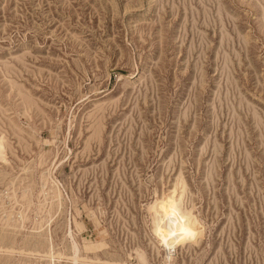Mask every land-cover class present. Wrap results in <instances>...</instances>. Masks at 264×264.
I'll use <instances>...</instances> for the list:
<instances>
[{
    "label": "rangeland",
    "instance_id": "374dc122",
    "mask_svg": "<svg viewBox=\"0 0 264 264\" xmlns=\"http://www.w3.org/2000/svg\"><path fill=\"white\" fill-rule=\"evenodd\" d=\"M3 263L264 264V0H0Z\"/></svg>",
    "mask_w": 264,
    "mask_h": 264
},
{
    "label": "bare ground",
    "instance_id": "6f19581e",
    "mask_svg": "<svg viewBox=\"0 0 264 264\" xmlns=\"http://www.w3.org/2000/svg\"><path fill=\"white\" fill-rule=\"evenodd\" d=\"M168 203H169L170 207L167 206V207H161V208H162V210L165 213L164 214L165 217L170 219V223L171 224H169L166 228H164V226H163V228H162V226L161 227H157V232H158V235L161 237V239L165 242V245L168 248H173L175 246V244H179V243H182L184 241L186 229L184 228V224H182V223L179 224V225H177V224L175 225L174 224V220H175L174 217H176L178 215L176 213L180 212L179 211L180 209L177 210V212H176V208L171 207L172 204H170V202H168ZM5 254L6 255L7 254L12 255L11 252H6ZM5 254H2V255L4 256Z\"/></svg>",
    "mask_w": 264,
    "mask_h": 264
}]
</instances>
